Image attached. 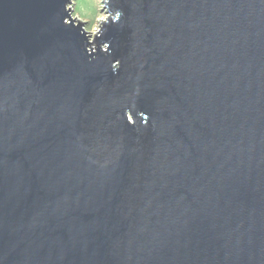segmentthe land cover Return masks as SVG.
<instances>
[{
  "label": "water",
  "instance_id": "obj_1",
  "mask_svg": "<svg viewBox=\"0 0 264 264\" xmlns=\"http://www.w3.org/2000/svg\"><path fill=\"white\" fill-rule=\"evenodd\" d=\"M0 0V264H264V0Z\"/></svg>",
  "mask_w": 264,
  "mask_h": 264
},
{
  "label": "rangeland",
  "instance_id": "obj_2",
  "mask_svg": "<svg viewBox=\"0 0 264 264\" xmlns=\"http://www.w3.org/2000/svg\"><path fill=\"white\" fill-rule=\"evenodd\" d=\"M74 22H84V30L93 42L96 34L110 15L104 5V0H72L70 5Z\"/></svg>",
  "mask_w": 264,
  "mask_h": 264
}]
</instances>
